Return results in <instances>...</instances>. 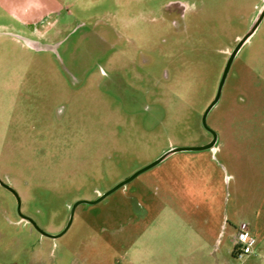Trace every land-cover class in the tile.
Masks as SVG:
<instances>
[{
    "label": "rangeland",
    "instance_id": "374dc122",
    "mask_svg": "<svg viewBox=\"0 0 264 264\" xmlns=\"http://www.w3.org/2000/svg\"><path fill=\"white\" fill-rule=\"evenodd\" d=\"M57 1L38 50L0 8V179L48 234L66 227L75 202L171 148L209 143L201 116L224 66L218 52L264 3ZM170 5L183 13L177 26ZM206 122L213 151L176 152L77 205L57 238L20 222L0 187V264H264V16ZM242 223L256 242L237 258Z\"/></svg>",
    "mask_w": 264,
    "mask_h": 264
},
{
    "label": "water",
    "instance_id": "95a60500",
    "mask_svg": "<svg viewBox=\"0 0 264 264\" xmlns=\"http://www.w3.org/2000/svg\"><path fill=\"white\" fill-rule=\"evenodd\" d=\"M264 16V3L262 8L260 9V12L258 13L256 19L254 20V22L251 24L250 28L248 29V31L242 36V38L238 41L233 54L231 55V57L229 58L223 73L221 75L219 84H218V88H217V92L216 95L214 97V99L212 100V102L207 106V108L204 110L202 117H201V124L202 127L209 131L212 135H213V139L205 144V145H201V146H195V147H175V148H171L169 149L167 152H165L164 154H162L158 159H156L155 161H153L152 163L146 165L145 167H143L142 169L138 170L137 172H135L134 174H132L130 177H128L127 179H125L124 181H121L120 183H118L117 185H115L113 188H111L109 191H107L106 193H104L102 196L98 197L97 199H95L94 201H77L75 202L71 207H70V212H69V219L67 222L66 227L58 234H48L44 231H42L41 229H39L35 223L31 220V223H33V225L36 227V229L44 236L49 237V238H57L60 235H62L68 228L69 224L71 223L72 217H73V212L74 209L77 205L85 203V204H95L99 201H101L103 198H105L106 196H108L109 194H111L112 192H114L115 190H117L118 188L124 186L125 184H127L128 182H130L131 180H133L137 175H139L140 173L154 167L155 165L159 164L160 162H162L163 160H165L167 157H169L170 155L176 153V152H181V151H202V150H212V148L214 147L215 143H216V137H215V133L207 126L206 124V116L208 114V112L210 111V109L215 105V103L217 102L219 95H220V91L222 88V85L224 83L226 74H227V70L228 67L230 65V62L233 58V55L236 53V51L242 46V44H244L248 38L252 35V33L255 31L256 27L258 26V24L260 23L262 17ZM25 44L32 48V49H41V45L39 43H35L34 41L25 40ZM0 185L3 186L4 188H6L7 190H9L16 198L17 200V210L18 212H20V200L19 197L16 193V191L10 187L9 185H7L6 183H4L3 181L0 180Z\"/></svg>",
    "mask_w": 264,
    "mask_h": 264
},
{
    "label": "crops",
    "instance_id": "0c3cea01",
    "mask_svg": "<svg viewBox=\"0 0 264 264\" xmlns=\"http://www.w3.org/2000/svg\"><path fill=\"white\" fill-rule=\"evenodd\" d=\"M0 8L6 10L20 27L41 39L37 32L44 30L48 24L45 19L55 16L62 7L57 0H0Z\"/></svg>",
    "mask_w": 264,
    "mask_h": 264
},
{
    "label": "flooded vegetation",
    "instance_id": "af4514ba",
    "mask_svg": "<svg viewBox=\"0 0 264 264\" xmlns=\"http://www.w3.org/2000/svg\"><path fill=\"white\" fill-rule=\"evenodd\" d=\"M263 6V5H262ZM165 9H167V11L168 12H170V13H172L171 15H169L168 16V18L170 19V21H171V23L174 25V26H177L178 25V23H181L182 22V20H183V13H182V10L180 9V8H178L177 6H173V5H170V6H168V7H166ZM260 12V11H259ZM258 12V13H259ZM258 15V14H257ZM257 17V16H256ZM256 19V18H255ZM254 22V21H253ZM252 22V23H253ZM180 28L179 29H183L184 28V25H182V26H179ZM33 36V35H32ZM243 36V35H242ZM242 36H241V38H242ZM240 38V39H241ZM240 39H238L235 43H233L231 46H226V47H224V48H222V49H220L219 50V54L222 56V59L224 60V66H223V69H222V72H221V75H222V73H223V70H224V68H225V66H226V64H227V62H228V60H229V58L231 57V55L233 54V51H234V49H235V47H236V45H237V43H238V41L240 40ZM26 41H28V40H31V41H34L35 43H38V41L40 40V38H38V37H36V36H33V37H31V39H28V38H26L25 39ZM25 40H24V42H25ZM42 40V39H41ZM43 41V40H42ZM246 43V42H245ZM244 43V44H245ZM25 44V43H24ZM244 44H242V46L244 45ZM26 45V44H25ZM27 46V45H26ZM241 46V47H242ZM28 47V46H27ZM241 47L236 51V53L233 55V58H232V60H231V62H230V65H229V67H228V70H227V74H226V77H225V80H224V83H223V85H222V88H221V91H220V95H219V98H218V100H217V102L215 103V105L210 109V111L216 106V104L218 103V101H219V99H220V97H221V94H222V90H223V87H224V84H225V81H226V79H227V76H228V73H229V71H230V68H231V66H232V64H233V62H234V60H235V57H236V55L238 54V52H239V50L241 49ZM30 48V47H29ZM221 75H220V78H221ZM219 81H220V79H219ZM218 84H219V82H218ZM217 88H218V85H217V87H216V91H215V95H216V92H217ZM215 95H214V97H215ZM214 99V98H213ZM212 99V100H213ZM212 102V101H211ZM210 102V103H211ZM209 103V104H210ZM207 108V107H206ZM209 111V112H210ZM209 112H208V114H209ZM208 114H207V116H208ZM207 116H206V118H207ZM202 117V116H201ZM206 124H207V122H206ZM202 125V124H201ZM208 126V125H207ZM209 127V126H208ZM210 128V127H209ZM211 129V128H210ZM212 130V129H211ZM206 132H208L209 133V135H210V141L213 139V135L209 132V131H207V130H205ZM213 131V130H212ZM214 133H215V137H216V141H217V134H216V132L215 131H213ZM209 141V142H210ZM216 148V145H214V147L212 148V151L214 150ZM1 181H3L4 183H6L7 185H9L5 180H2V179H0ZM10 187H12L11 185H9ZM0 187H2L3 189H5L6 191H8L12 196H13V198H14V200H15V204H16V213H17V215L19 216V218H18V220L20 221V222H22V223H24V224H26V225H28L29 227H30V229L31 230H34V231H36L39 235H41V236H44V235H42L37 229H36V227L33 225V223H31V218L30 217H28V216H25L24 214H22V212H21V210H20V212H18V210H17V200H16V198H15V196L9 191V190H7L6 188H4L3 186H1L0 185ZM17 193V192H16ZM17 195H18V193H17ZM100 196H102V195H100ZM99 196V197H100ZM18 197H19V195H18ZM104 199V198H103ZM19 200H20V197H19ZM20 207H21V200H20ZM19 207V208H20ZM33 221V220H32ZM34 222V221H33ZM35 223V222H34ZM35 225H36V223H35ZM37 226V225H36ZM38 227V226H37ZM39 228V227H38ZM40 229V228H39ZM46 237V236H45Z\"/></svg>",
    "mask_w": 264,
    "mask_h": 264
},
{
    "label": "built area",
    "instance_id": "2783aa9c",
    "mask_svg": "<svg viewBox=\"0 0 264 264\" xmlns=\"http://www.w3.org/2000/svg\"><path fill=\"white\" fill-rule=\"evenodd\" d=\"M41 24H43V22ZM255 242V238L247 231V225L244 223L240 224L234 239V254L236 257L241 258L243 256L252 254Z\"/></svg>",
    "mask_w": 264,
    "mask_h": 264
}]
</instances>
